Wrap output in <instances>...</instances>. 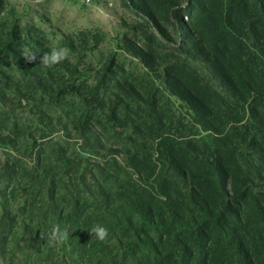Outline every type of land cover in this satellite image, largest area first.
<instances>
[{
    "label": "trees",
    "instance_id": "1",
    "mask_svg": "<svg viewBox=\"0 0 264 264\" xmlns=\"http://www.w3.org/2000/svg\"><path fill=\"white\" fill-rule=\"evenodd\" d=\"M125 3L141 15L134 28L147 43L125 35L122 48L150 80L143 95L129 78L115 79L119 92L112 119L119 120L117 109L125 100L130 104L124 106L139 109L145 102L142 119L133 123L155 149L134 138L133 171L116 157L86 163L54 149L50 165L26 174L32 210L48 228L30 229L5 204L0 259L6 264H44L42 255L65 264H264V0ZM16 36L13 31L2 39L0 50L14 58L27 88L48 98L75 91L81 102L75 126L88 127L102 103L101 82L78 87L79 70L68 59L57 68L40 65L41 48L30 47L37 61L26 64ZM67 45L74 46L72 37ZM56 70L70 80L56 81ZM3 85L0 81V113L8 114L14 102ZM171 101L179 103L178 116L166 107ZM184 121L188 132L179 135ZM93 141L101 143L97 137ZM97 224L109 230L104 242L89 234ZM56 225L68 236L54 247L46 237Z\"/></svg>",
    "mask_w": 264,
    "mask_h": 264
},
{
    "label": "rangeland",
    "instance_id": "2",
    "mask_svg": "<svg viewBox=\"0 0 264 264\" xmlns=\"http://www.w3.org/2000/svg\"><path fill=\"white\" fill-rule=\"evenodd\" d=\"M139 21L141 15L128 7L125 0H91L89 3L42 0L38 5L32 0H0V41L16 31V42L19 39L23 49L32 47L38 51L41 48L45 54L54 47L67 48L69 62L79 70L78 87L88 89L101 82L102 89L98 114L88 127L75 126L81 112L75 91L69 89L56 98H48L30 90L14 58L0 50V81L14 102L8 114L4 110L0 113V136L3 137L0 139V216L6 204L20 221H27L30 229L43 232L48 228L32 210L26 174L29 170L45 169L55 160L56 150L86 163L103 164L116 157L124 168L133 171V139H145L148 149H155V143L141 138L133 123L142 119L145 102L139 109L137 104L124 106L130 104L125 100L126 104L117 109L119 120H113L111 114L113 100L119 92L116 78H129L140 85L143 95L147 93L145 83L150 77L137 59L124 52L121 43L125 35L138 44L147 43L141 31L134 28ZM98 35L103 36V40L97 42ZM70 37L74 40L73 47L67 45ZM106 67L109 70L105 81H101ZM55 73L56 81L70 80L68 74L57 70ZM19 87L22 92L17 90ZM166 107L171 108L175 116L181 113L179 103L171 101ZM186 126L188 122L184 121L179 135L188 132ZM96 137L100 145L93 141ZM138 157L143 160L141 155ZM43 190L45 194L47 187ZM44 257L42 255L44 264H65L62 258L49 260L47 256L46 260ZM0 263L6 264L2 259Z\"/></svg>",
    "mask_w": 264,
    "mask_h": 264
},
{
    "label": "clouds",
    "instance_id": "3",
    "mask_svg": "<svg viewBox=\"0 0 264 264\" xmlns=\"http://www.w3.org/2000/svg\"><path fill=\"white\" fill-rule=\"evenodd\" d=\"M32 2L36 5L42 3V0H32ZM22 57L26 64H35L37 61V54L30 49H24L22 51ZM69 56V49L67 48H52L50 52H46L40 59V65L44 67H52L54 65H58L63 61L67 60ZM91 236H95V238L101 242H104L109 237V230L107 227L103 225H94L89 231ZM68 233L60 228L59 225L53 227L51 232L47 235L46 239L50 246H59L67 239ZM44 238V237H42Z\"/></svg>",
    "mask_w": 264,
    "mask_h": 264
},
{
    "label": "built area",
    "instance_id": "4",
    "mask_svg": "<svg viewBox=\"0 0 264 264\" xmlns=\"http://www.w3.org/2000/svg\"><path fill=\"white\" fill-rule=\"evenodd\" d=\"M85 3H89L91 0H83Z\"/></svg>",
    "mask_w": 264,
    "mask_h": 264
}]
</instances>
